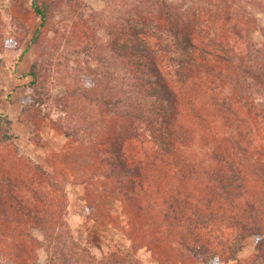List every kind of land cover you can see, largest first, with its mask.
Here are the masks:
<instances>
[{"label": "trees", "instance_id": "16d2710c", "mask_svg": "<svg viewBox=\"0 0 264 264\" xmlns=\"http://www.w3.org/2000/svg\"><path fill=\"white\" fill-rule=\"evenodd\" d=\"M129 1L111 10V41L96 47L79 27L88 72L50 121L62 145L30 136L46 149L38 161L0 135V264H73L68 175L84 185L87 218L154 264H264V27L225 0ZM31 4L44 26L48 3ZM19 120L40 133L43 119L22 109ZM240 236L255 239L245 258Z\"/></svg>", "mask_w": 264, "mask_h": 264}, {"label": "rangeland", "instance_id": "374dc122", "mask_svg": "<svg viewBox=\"0 0 264 264\" xmlns=\"http://www.w3.org/2000/svg\"><path fill=\"white\" fill-rule=\"evenodd\" d=\"M39 1L48 3V20L44 26H40L41 19L33 11L32 0H0V135L11 134L12 145H17L35 160L42 161L46 156V149L32 144L30 136H34L35 140L41 136L54 147L62 145L64 136L50 126V121L61 120L64 111L60 98L66 90L77 88L86 82L88 70L84 66V45L87 38L81 30L88 32L92 30L91 37L92 41L96 40V47L98 44L111 41L112 34L108 33V25L115 20L111 10H124L129 6L130 1ZM172 1L182 6L186 5L183 0ZM206 4L214 7L219 2L207 0ZM219 5L231 6L232 9L246 6L247 9L254 11L259 24L264 27V11H258L260 8L264 10V0H225ZM74 24L76 28H73ZM39 26L40 31L36 39L31 41L34 31ZM254 35L257 39L262 38L259 32H255ZM21 66L25 67L23 72L28 73L32 70L35 74V80L29 84V89L25 88L22 80L12 84L11 77L7 75V69L13 67L15 70L21 69ZM118 71L122 74V71ZM5 86L13 88L9 92L14 99L19 98V111L23 109L25 117L31 118L32 122L35 117L43 119L39 134L36 133L33 124L28 122L29 120L21 123L11 121L10 115L8 116L7 110L2 105ZM66 188L69 197L66 221L70 228L69 237L73 242H71L73 245L67 242L66 249L77 252L72 258L73 264H85L84 261L91 260L93 264H109L110 253L114 252L124 258V264H154L150 254L144 249H138L136 252L127 251L129 242L122 232L87 218L88 210L83 203V184L68 175ZM108 203L111 207L118 208L117 200L110 199ZM39 236L41 237V234ZM238 246L239 256L248 257L254 252L255 239L240 236ZM39 252L42 259L47 257L45 247ZM79 256L84 261L79 262Z\"/></svg>", "mask_w": 264, "mask_h": 264}, {"label": "crops", "instance_id": "0c3cea01", "mask_svg": "<svg viewBox=\"0 0 264 264\" xmlns=\"http://www.w3.org/2000/svg\"><path fill=\"white\" fill-rule=\"evenodd\" d=\"M7 70H8L7 75L9 77H11L12 84H13V82L15 83V82H18L19 80H22V81H24L23 83H25V84H23V85H25V88L27 87L29 89V84L32 81V76L26 72H23L25 70V67L21 66V69H16V70L13 67L12 69L9 68ZM4 89H6V90H5L4 98L2 101V105H3L4 109L7 110L6 112L8 113V116L10 115L9 118L11 117L10 118L11 121H13L14 123H17V122L21 123V121H19V114H20L19 98L17 97L14 99L13 95L10 94L9 91L13 90V88H11L10 86L9 87L5 86Z\"/></svg>", "mask_w": 264, "mask_h": 264}]
</instances>
